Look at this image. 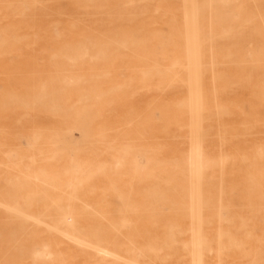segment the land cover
I'll list each match as a JSON object with an SVG mask.
<instances>
[{"label":"rangeland","instance_id":"1","mask_svg":"<svg viewBox=\"0 0 264 264\" xmlns=\"http://www.w3.org/2000/svg\"><path fill=\"white\" fill-rule=\"evenodd\" d=\"M263 134L264 0H0V264H264Z\"/></svg>","mask_w":264,"mask_h":264},{"label":"bare ground","instance_id":"2","mask_svg":"<svg viewBox=\"0 0 264 264\" xmlns=\"http://www.w3.org/2000/svg\"><path fill=\"white\" fill-rule=\"evenodd\" d=\"M141 1H142V0H141ZM192 5H193V4H192ZM192 5H191V6H192ZM184 7H185V6H184ZM196 7H197V6H196ZM186 8H187V7H186ZM186 8H185V10H186ZM177 11H179V10H177ZM174 12H175V10H174ZM184 12H185V11H184ZM192 13H193V12H192ZM185 17H186V16H185ZM192 17H193V16H192ZM110 18H111V17H110ZM111 19H112V18H111ZM193 19H194V17H193ZM81 20H82V19H81ZM186 20H187V19H186ZM76 21L78 22V20H76ZM108 23H109V22H108ZM194 24H195V21H194ZM189 25H190V24H189ZM192 25H193V24H192ZM185 26H186V25H185ZM187 26H188V25H187ZM194 26H195V25H194ZM54 27H55V26H53V28H54ZM54 29H55V28H54ZM187 29H189V27H188ZM192 29H193V28H192ZM194 29H195V27H194ZM194 29H193V30H194ZM185 30H186V29H185ZM28 31H29V30H28ZM186 31H187V30H186ZM194 31H195V30H194ZM43 32H44V31H43ZM191 32L193 33V31H191ZM191 32H190V33H191ZM44 33H45V32H44ZM193 34H194V37H196V36H195V32H194ZM171 35H172V34H171ZM186 35H188V37H189V34H186ZM24 37H25V36H24ZM188 37H186V39H187ZM191 37H192V36H191ZM193 39H196V38H193ZM82 40H83V39H82ZM193 41H194V40H193ZM194 42H195V41H194ZM210 42H211V41H210ZM195 43H196V42H195ZM189 45H190V44H189ZM187 46H188V44H187ZM189 47L192 48V52H193L192 55H191L192 59H191V57H190V59H191V61H192L193 64L190 66V68H192V66H193V70H194V74H195L194 79H196V78H197V77H196V76H197V72H198V63H199V59H200V58H199V46L194 44V45H192V46L190 45ZM191 48H190V49H191ZM186 49H187V48H186ZM188 50H189V49H188ZM189 51H190V50H189ZM187 55H188V53H187ZM188 57H189V56H188ZM188 61H189V60H188ZM200 62H201V61H200ZM188 64H189V62H188ZM190 64H191V62H190ZM158 66H159V64H158ZM158 66H157V67H158ZM180 68H181V67H180ZM190 71H191V70H190ZM200 72H201V71H200ZM155 74H156V73H155ZM155 76H156V75H155ZM199 77H200V76H199ZM171 78H172V77H171ZM171 80H172V79H171ZM190 80H191V79H190ZM173 82H174V81H173ZM190 83H192V81H191ZM195 83H197V79H196ZM195 83H194V84H195ZM194 84H193V86H194ZM191 86H192V84H191ZM160 87H161V86H160ZM155 88H156V87H155ZM189 88H190V86H189ZM213 88H214V87H213ZM157 90H158V89H157ZM160 91H161V90H160ZM193 92H194V98H195V99H194V102H195V104H196L195 106H196L197 108H200V106H201V101H200V98H199L198 84L195 85V89H194ZM191 94H192V91H191ZM190 99H191V97H190ZM189 102H190V100H189ZM189 105H190V104H189ZM196 111L198 112L197 109H196ZM192 112H193V111H192ZM193 113H194V112H193ZM192 119H193V118H192ZM193 122H194V121H193ZM197 123H198V122H197ZM192 124H193V123H192ZM195 124H196V123H195ZM252 126H254V125H252ZM179 127H180V126H179ZM254 127H255V126H254ZM195 130H196V129H195ZM195 130H194V131H195ZM195 132H196V131H195ZM195 134L197 135V133H195ZM198 134H199V133H198ZM248 135L251 136L250 134H248ZM263 135H264V134H263ZM193 138H194V137H193ZM193 143H194V142H193ZM192 148H193V147H192ZM219 148H220V147H219ZM219 148H218V149H219ZM193 150H194V149H193ZM219 150H220V149H219ZM260 150H261V149H260ZM195 151H196V150H195ZM263 152H264V151H263ZM260 153H261V152H260ZM235 154H236V153H235ZM193 155H194V154H193ZM238 155H239V154H238ZM262 155H264V154H262ZM5 156H6V155H5ZM197 157H198V162H197V167H196V168H197V172H198V171H200V168H201V166H200L201 154H200L199 152H197ZM238 157H239V156H238ZM261 157H262V156H261ZM261 157H260V158H261ZM79 160H80V159H79ZM238 160H239V158H238ZM81 162H82V161H81ZM263 163H264V162H263ZM195 165H196V164H195ZM260 166H261V165H260ZM199 167H200V168H199ZM198 168H199V169H198ZM255 168H257V167H255ZM263 168H264V167H263ZM263 168H262V169H263ZM195 175H196V174H195ZM258 175H259V174H258ZM128 176H129V175H128ZM197 176L199 177V175H197ZM259 176H260V175H259ZM240 177H241V176H240ZM241 178H242V177H241ZM252 178H253V177H252ZM260 178H261V177H260ZM130 179H131V177H130ZM189 179H190V178H189ZM253 179H254V178H253ZM162 180H163V179H162ZM195 180H196V179H195ZM241 180H243V179H241ZM256 180H257V179H256ZM163 181H164V180H163ZM197 181H198V179H197ZM247 181H248V179H247ZM247 181H246V182H247ZM132 182H133V181H132ZM254 182H255V181H254ZM254 182H253V183H254ZM164 183H165V182H164ZM262 183H263V182H262ZM262 183H261V184H262ZM133 185H134V184H133ZM149 185H150V183H149ZM151 185H152V184H151ZM246 185H247V184H246ZM262 185H263V184H262ZM198 186H199V185H198ZM193 187H194V186H193ZM136 188H137V187H136ZM136 188H135V189H136ZM150 188H151V187H150ZM152 188H153V187H152ZM256 188H257V187H256ZM197 197H198V196H197ZM54 201H56V200H54ZM196 201H197V200H196ZM190 204H191V203H190ZM196 205H197V204H196ZM2 206H3V205H2ZM198 206H199V205H198ZM0 207H1V206H0ZM7 207H8V206H7ZM51 207H52V206H51ZM9 208H10V207H9ZM53 208H54V206L52 207V209H53ZM13 210H14V211H13ZM53 210H54V209H53ZM199 210H200V209H199ZM11 211L16 212L17 210L15 211V209L12 208ZM18 212H19V211H18ZM18 212H17L16 214H20V215H23V214H24V213H22V212H21L22 214H21V213H18ZM84 212H85V209H84ZM120 212H121V211H120ZM24 215H25V214H24ZM24 215H23V217H24ZM26 216H27V219H30V218L28 217V215H26ZM30 217H31V216H30ZM24 218H26V217H24ZM197 218H198V217H197ZM34 219H35V218H34ZM34 219H33V221H36V219H35V220H34ZM123 220H124V219H123ZM199 221H201V220H198V222H199ZM36 222L41 224V222H38V221H36ZM124 222H125V221H124ZM42 225H44V223H43ZM200 226H201V225H200ZM48 228H50V226H48ZM50 229L53 230V229H55V228H52V227H51ZM164 229H165V228H164ZM191 229H192V228H191ZM98 230H99V229H98ZM192 230H193V229H192ZM197 230H198V229H197ZM54 231H55V230H54ZM176 232H177V231H176ZM193 232H194V231H193ZM56 233H57V232H56ZM58 233H59V232H58ZM96 233H97V232H96ZM166 233H167V232H166ZM190 233H192V232H190ZM198 233H199V232H198ZM198 233H197V234H198ZM191 235H192V234H191ZM194 236H195V235H194ZM194 236H192V237H194ZM196 236H198V235H196ZM70 237L72 238V236H70ZM192 237H191V238H192ZM199 237H200V235H199ZM199 237H198V238H199ZM168 238H169V237H168ZM197 240H198V239H197ZM158 241H159V239H158ZM191 241H192V240H191ZM119 242H120V240H119ZM104 243H106V242H104ZM166 243H167V242H166ZM191 243H192V242H191ZM193 243H194V241H193ZM196 243H197V242H196ZM199 243H200V240H199ZM199 243L196 244L197 247H200V246L198 245ZM217 243H219V242H217ZM122 244H123V242H122ZM122 244H121V245H122ZM167 244H168V243H167ZM123 245H124V244H123ZM200 245H201V244H200ZM168 246H169V244H168ZM191 246H192V244H191ZM218 246H219V245H218ZM170 247H171V246H170ZM170 247H169V249H170ZM193 247H195V246L193 245ZM197 247H196V249H197ZM45 249H46V248H45ZM193 249H194V248H193ZM97 251H98V250H97ZM99 253H100V252H99ZM103 254H104V253H103ZM197 254H198V253H197ZM164 258H165V257H164ZM134 259H135V258H134ZM166 259H167V258H166ZM198 259H199V258H198ZM158 260H159V259H158ZM158 262H159V261H158ZM166 262H167V261H166ZM192 262H193V261H192ZM200 262H201V261H200ZM196 263H197V262H196ZM194 264H195V262H194ZM198 264H199V261H198Z\"/></svg>","mask_w":264,"mask_h":264}]
</instances>
